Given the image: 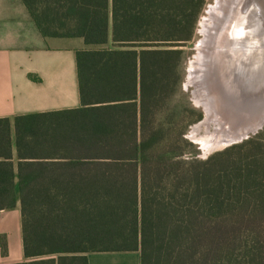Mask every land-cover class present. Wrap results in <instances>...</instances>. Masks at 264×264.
<instances>
[{"label":"trees","instance_id":"16d2710c","mask_svg":"<svg viewBox=\"0 0 264 264\" xmlns=\"http://www.w3.org/2000/svg\"><path fill=\"white\" fill-rule=\"evenodd\" d=\"M77 55L82 107L51 114L19 191L28 258L138 252L140 264H264V139L185 160L202 114L172 102L207 0H23ZM36 118V117H30ZM15 192H9L11 202ZM12 206H9L11 208Z\"/></svg>","mask_w":264,"mask_h":264},{"label":"crops","instance_id":"0c3cea01","mask_svg":"<svg viewBox=\"0 0 264 264\" xmlns=\"http://www.w3.org/2000/svg\"><path fill=\"white\" fill-rule=\"evenodd\" d=\"M107 48L44 37L23 0H0V264H73L72 255L26 256L21 176L31 173V163L46 160L44 146L31 148L45 142V116L82 107L78 52ZM9 192H15L11 202ZM82 256L87 264H140L138 252Z\"/></svg>","mask_w":264,"mask_h":264},{"label":"water","instance_id":"95a60500","mask_svg":"<svg viewBox=\"0 0 264 264\" xmlns=\"http://www.w3.org/2000/svg\"><path fill=\"white\" fill-rule=\"evenodd\" d=\"M222 43V93L242 117L238 129L258 131L264 126V0H236Z\"/></svg>","mask_w":264,"mask_h":264},{"label":"bare ground","instance_id":"6f19581e","mask_svg":"<svg viewBox=\"0 0 264 264\" xmlns=\"http://www.w3.org/2000/svg\"><path fill=\"white\" fill-rule=\"evenodd\" d=\"M215 1L216 4L213 8L211 7L208 12L209 16L202 24L204 39L198 43V54L191 64L190 74L192 84L196 87L197 103L205 108L207 120L217 115L220 118L226 117V120L231 119L233 121V129L224 125L219 130L224 136H227L224 143H231L246 137L248 133L255 132L256 129H238L237 123L242 120V117L232 107L230 101L225 99L221 90L219 58H221L220 54L223 47L222 38L236 0Z\"/></svg>","mask_w":264,"mask_h":264},{"label":"rangeland","instance_id":"374dc122","mask_svg":"<svg viewBox=\"0 0 264 264\" xmlns=\"http://www.w3.org/2000/svg\"><path fill=\"white\" fill-rule=\"evenodd\" d=\"M215 4V0H207L205 8L198 21L193 41L180 48L183 53L181 67L182 81L172 102L181 106L189 105L193 109L199 111L203 116L202 119L193 124L186 133V139L194 145V149L186 153V161L206 160L214 153L221 152L232 145L239 144L251 137L257 136L258 134H261L264 139L263 126L258 131L248 133L246 137L240 140L232 141L231 143H224V140H227V136H224L219 130H221L220 128L224 125L233 129V121L231 119L226 120V117L220 118L217 115H214L210 120H207L208 117L205 108L201 104L197 103L198 100L195 95L196 87L191 81L190 67L194 58L198 54V43L204 39L202 34V24L209 16V10L211 7L213 8Z\"/></svg>","mask_w":264,"mask_h":264}]
</instances>
